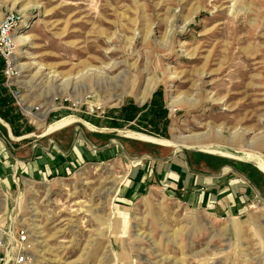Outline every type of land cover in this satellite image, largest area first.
Returning a JSON list of instances; mask_svg holds the SVG:
<instances>
[{"label": "rangeland", "instance_id": "1", "mask_svg": "<svg viewBox=\"0 0 264 264\" xmlns=\"http://www.w3.org/2000/svg\"><path fill=\"white\" fill-rule=\"evenodd\" d=\"M10 12L25 37L12 90L30 114L52 106L37 126L3 80L17 136L41 140L77 115L138 141L65 178L0 179V230L28 231V264H264V198L214 214L149 177L151 164L190 150L264 165V0H0V20ZM63 99L86 103L61 109ZM12 128L0 117L2 133ZM219 158L233 171L247 160Z\"/></svg>", "mask_w": 264, "mask_h": 264}, {"label": "crops", "instance_id": "2", "mask_svg": "<svg viewBox=\"0 0 264 264\" xmlns=\"http://www.w3.org/2000/svg\"><path fill=\"white\" fill-rule=\"evenodd\" d=\"M65 118H71V122L51 128ZM59 121L49 126L41 140H33L28 134L13 136L9 131H0V179H10L13 184V177L31 181L65 178L82 164L109 156L122 144L131 149L138 142L120 135V131L129 132L116 128L112 122L77 115ZM219 156L239 160L246 157L247 163H234L233 171ZM253 158L250 153H245L243 159L216 149L181 151L156 166L151 164L149 177L160 178L168 192L189 207L214 214L241 215L256 207L251 205L255 196L259 200L264 198V169L253 164Z\"/></svg>", "mask_w": 264, "mask_h": 264}, {"label": "built area", "instance_id": "3", "mask_svg": "<svg viewBox=\"0 0 264 264\" xmlns=\"http://www.w3.org/2000/svg\"><path fill=\"white\" fill-rule=\"evenodd\" d=\"M20 16L16 13H6L0 20V58L4 63L2 76L5 81V87L9 94L17 101L18 106L22 109V104L18 102L19 92L13 91L17 89L14 80L20 77V72L17 69L15 60V40L14 34L20 23ZM15 92V93H14ZM61 109L75 110L71 107L78 105L81 107L86 102L72 103L70 108L64 106L66 99L61 100ZM36 110V108H35ZM101 110L99 106L95 107L96 113ZM94 112V107L90 108V114ZM86 115L88 114L85 112ZM89 115V114H88ZM104 111L101 110L97 116L103 117ZM33 243L30 241V236L25 228L19 227L16 230L11 228H1L0 230V264H28L31 262L30 251Z\"/></svg>", "mask_w": 264, "mask_h": 264}, {"label": "trees", "instance_id": "4", "mask_svg": "<svg viewBox=\"0 0 264 264\" xmlns=\"http://www.w3.org/2000/svg\"><path fill=\"white\" fill-rule=\"evenodd\" d=\"M4 67V63L2 61V59L0 58V85L3 82V76H2V69ZM12 98H6L4 97V95L2 94V88H0V117L7 122V124H9V126L12 128L14 135H18L17 132L15 130V118H12V116L10 115V110H9V105H11L12 102ZM154 104V102H152ZM155 105V104H154ZM153 106V105H151ZM125 111V115L123 116L124 119L126 121H132L135 119L136 117V109L132 108V107H127L124 108ZM165 111L163 112L162 117L164 116Z\"/></svg>", "mask_w": 264, "mask_h": 264}, {"label": "bare ground", "instance_id": "5", "mask_svg": "<svg viewBox=\"0 0 264 264\" xmlns=\"http://www.w3.org/2000/svg\"><path fill=\"white\" fill-rule=\"evenodd\" d=\"M23 28H25V25H22V28L21 29H23ZM20 30V29H19ZM18 32H15V34H17ZM14 34V35H15ZM14 37V36H13ZM14 40H16V41H25V37H23V36H16L15 35V37H14ZM16 82L18 83V81L16 80ZM21 82V81H20ZM19 82V83H20ZM120 96V95H119ZM119 98V97H118ZM117 98V99H118ZM137 100H138V102L141 104V103H143L144 102V100H145V96H142V95H140L139 97H137ZM22 99L21 98H19L18 99V102L20 103V104H22ZM82 102V101H81ZM98 103V102H97ZM23 108V110L24 111H26V114L32 119V121L37 125V126H42L43 125V122H44V119H45V117H46V114H47V112L49 111V110H51V108H52V106L51 105H48V107L46 108V110L44 111V112H42V113H40V114H30L29 113V111H30V107L29 106H27V105H25V106H23L22 107ZM70 120V118H67V119H65V120H63V122H62V124L63 125H66V124H68L69 121ZM57 125H53L51 128H54V127H56ZM60 126H62V125H60ZM177 139H175V141H176ZM247 147H250V145H248ZM261 168L262 169H264V165H261ZM260 168V169H261ZM264 171V170H263ZM111 189V187H109V190ZM104 193H105V191H104ZM254 208V207H253Z\"/></svg>", "mask_w": 264, "mask_h": 264}]
</instances>
